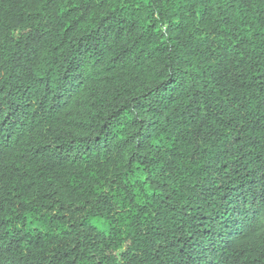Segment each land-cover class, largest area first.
<instances>
[{
    "label": "trees",
    "instance_id": "16d2710c",
    "mask_svg": "<svg viewBox=\"0 0 264 264\" xmlns=\"http://www.w3.org/2000/svg\"><path fill=\"white\" fill-rule=\"evenodd\" d=\"M0 264H264V0H0Z\"/></svg>",
    "mask_w": 264,
    "mask_h": 264
}]
</instances>
